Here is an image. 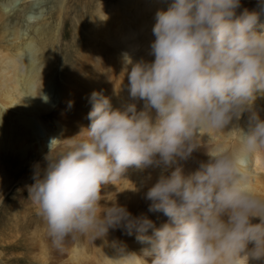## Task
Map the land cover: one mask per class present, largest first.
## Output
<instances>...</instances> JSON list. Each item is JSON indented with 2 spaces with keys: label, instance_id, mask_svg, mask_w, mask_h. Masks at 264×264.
I'll list each match as a JSON object with an SVG mask.
<instances>
[{
  "label": "clouds",
  "instance_id": "1",
  "mask_svg": "<svg viewBox=\"0 0 264 264\" xmlns=\"http://www.w3.org/2000/svg\"><path fill=\"white\" fill-rule=\"evenodd\" d=\"M258 3L259 11L237 13L240 0H170L155 12L152 59L123 54L121 77L142 107L114 108L94 91L88 127L52 138L43 167L32 165L28 199L56 247L120 227L144 246L112 257L98 248L99 264H264V197L249 188L250 162L264 154V119L253 110L264 96V0ZM244 112L247 130L232 127L235 147L209 153L204 143L208 159L185 173L177 159L201 146V129L222 131ZM130 166L161 167L145 193L148 211L167 218L159 225L133 216L115 193L101 195Z\"/></svg>",
  "mask_w": 264,
  "mask_h": 264
},
{
  "label": "bare ground",
  "instance_id": "2",
  "mask_svg": "<svg viewBox=\"0 0 264 264\" xmlns=\"http://www.w3.org/2000/svg\"><path fill=\"white\" fill-rule=\"evenodd\" d=\"M97 1L86 34L94 40L99 38L103 46H99L97 51L93 50V46H88L90 53L86 57L79 56L76 52L72 59L63 61L66 56L62 55L59 81L54 80L56 96L51 104H46L41 99L39 89L53 68L41 70V67L53 62L51 49L54 50L58 43L61 31L51 39L48 32L51 25H41L34 29L33 37L24 40L17 21L3 17L4 13L7 14L12 9V1L0 0V264H99L102 258L98 248L105 256L112 257L120 248L139 252L144 246L137 241L135 233L128 235L117 227L110 228L103 239L91 241L87 235L77 236L56 247L51 237H48L45 220L28 199L27 187L33 182L32 165L40 162L43 167V156L48 152L50 142L42 139V135H39L41 132L51 134V139H64L74 136L81 128H87L90 123L87 118L91 108L90 97L94 91L107 96L114 108L122 109L129 103H135L138 110L142 107V101L129 96L127 75L121 77L123 65L117 66L114 62L109 63L107 58L100 57L107 53L110 44H121L122 41L125 43L122 50L134 61L141 57L152 59L149 55V43L154 38L151 28L155 12L165 9L169 0ZM32 7H25V10L28 9V17ZM245 8L259 11L258 0H240V7L236 11L239 13ZM149 12L153 15L146 21ZM15 14L19 17L27 16L24 7ZM124 14L129 18L122 25L120 18ZM260 20L264 22V15ZM137 31L141 40L135 38ZM44 48L48 50L47 58L42 54ZM55 48L57 49V45ZM54 60L59 61V58L54 57ZM253 110L261 119L264 117V96H257L253 102ZM248 116V112L242 113L238 121L233 120L222 131L201 129V146L186 160L177 159V164L183 167L185 173L194 171L201 161L208 159L204 143L209 153L217 147H235L239 134L232 128L233 124L247 130ZM29 141H34L31 148L27 146ZM52 147L55 148L56 145ZM30 152L35 154L34 160L26 158ZM6 156L10 157V161L5 160ZM24 159L29 163L21 166ZM160 172V166L143 170L130 166L121 175L123 181H117L116 185H102L101 195L115 193L116 203L125 206L133 216L145 214L159 225L167 218L162 213L148 211L150 201L145 199V193ZM258 173L264 175V154L253 156L249 176L250 190L264 197V176L260 177ZM99 203L110 205L111 201L102 199ZM28 204L31 207L24 208ZM32 215L35 218L33 225L30 224ZM253 222L257 221L254 219ZM26 226L30 230L26 233L29 240L24 238ZM248 247H252V244Z\"/></svg>",
  "mask_w": 264,
  "mask_h": 264
},
{
  "label": "rangeland",
  "instance_id": "3",
  "mask_svg": "<svg viewBox=\"0 0 264 264\" xmlns=\"http://www.w3.org/2000/svg\"><path fill=\"white\" fill-rule=\"evenodd\" d=\"M11 1H12L11 5L13 7L7 14L4 13L3 17L12 18L13 21L14 20L17 21V26L20 28L19 29L20 33L21 34L23 33L22 35H23V38H25L24 40H26L27 37H33L35 35V33L33 32L34 29H36L37 27H40L41 25L42 26L45 25L44 27L51 25V29L48 31L51 39L55 38L58 32L61 31L60 39L58 40V43L56 44L57 49L55 48L56 45L54 46V50L53 48L51 49V51L53 52L52 54L53 62L46 63L42 65L41 67V70L53 68L51 73L44 80V83H42L43 84L42 87L39 85L40 86L39 91H40V96H41L42 101L46 104L47 103L51 104L52 103L51 101H54L55 96H56V89L54 88V86L56 85V82L59 81V70L61 69L60 62L62 61L63 56H66L63 61L69 60L73 56V54L76 52L78 53L79 56L84 55L86 57L87 55L89 56V53H90L88 51L89 50L88 46L90 45L93 46L94 51H97V49L100 48L99 46L101 47L103 46L99 38H96L95 40L92 38L93 39L92 40L86 34V32H88L87 25H88L89 19L91 17L92 12L96 8L98 1L97 0H31V1L30 0H11ZM106 1L114 2L115 0H106ZM169 2L170 0L168 1V3ZM31 5H33V7ZM27 6H30L33 9H35V12H33L34 11L33 9L31 10L32 13L29 11L30 13L29 17L27 15L28 9L25 10V7ZM22 7H24V12L26 13L27 16L21 15V17H19L18 15L15 14V12H17V10H19ZM0 14L2 13L0 12ZM152 15L153 14L149 12L146 15L145 20L149 21ZM122 16L123 18H120V22L122 23V25H124L127 22L129 16L125 14ZM16 17L18 20L16 19ZM35 25L36 27H34ZM136 33L137 34L135 35V38L138 40H141V35L138 34V31ZM124 46H125V43H123L122 41H121V44L119 43L110 44L108 46V50H106L107 53L101 56L100 58H107L109 63L114 62L116 63L117 66H120L121 64L123 65L124 51L122 50V47ZM46 53H48V50L47 48H44L42 50V54L44 55V57L47 58ZM54 57H58L59 61H55ZM22 58H24V54H22ZM54 80L56 82H54ZM262 119H264V117ZM48 134H49L48 132L43 131L39 135L40 136L42 135L41 136L43 137L42 139L49 141L51 140V134L50 135ZM33 144H34V141H29L27 145L28 148L29 147L31 148ZM4 158L6 161L7 160L10 161L9 156H6ZM26 158L28 160L30 159L34 160L36 157L33 152H30L28 153V156ZM27 159H24V163H22L21 166H25L27 164L28 162ZM258 175L260 177L264 176L261 173H258ZM260 179L262 180V178ZM30 207L31 205L28 204L24 208H30ZM34 219L35 218L33 216V219L31 220L32 222L30 221L31 225L35 224ZM1 229L2 228H0V231ZM29 231L30 230L26 226L24 228V238L28 240H29V237L26 236V233H28ZM25 252L26 251L24 250V253Z\"/></svg>",
  "mask_w": 264,
  "mask_h": 264
}]
</instances>
